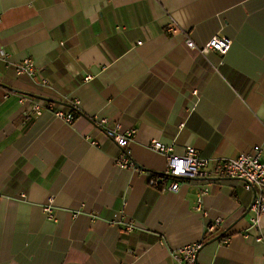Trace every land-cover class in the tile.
I'll return each instance as SVG.
<instances>
[{
	"label": "crops",
	"instance_id": "crops-1",
	"mask_svg": "<svg viewBox=\"0 0 264 264\" xmlns=\"http://www.w3.org/2000/svg\"><path fill=\"white\" fill-rule=\"evenodd\" d=\"M216 35L225 55L185 43ZM26 58L34 80L16 73ZM116 126L141 172L116 164ZM152 140L205 158L261 145L264 161V0H0V264H176L215 220L199 264H264L244 182L150 185L166 170Z\"/></svg>",
	"mask_w": 264,
	"mask_h": 264
},
{
	"label": "built area",
	"instance_id": "built-area-1",
	"mask_svg": "<svg viewBox=\"0 0 264 264\" xmlns=\"http://www.w3.org/2000/svg\"><path fill=\"white\" fill-rule=\"evenodd\" d=\"M168 32L175 34L176 27L168 28ZM185 43L188 48L197 50L200 54L206 55L210 51H216L221 55H225L232 41L226 36L216 35L211 37L204 45L198 47L190 39L186 38ZM15 70L17 75H26L30 79L36 78V69L31 59L26 58L23 62L16 64ZM90 76L85 77V81L90 80ZM42 85H46V81H41ZM35 116H39L45 110H52L56 117L62 119L66 123H72L74 116L72 113L63 111H54L51 103L42 105L40 101H32L27 109ZM32 116L29 117V120ZM104 123V121H101ZM108 136H111L122 149L121 155L116 160V164L120 168H129L136 171L140 169L130 159L128 143L132 140L135 131L132 129L122 130L121 127L107 130ZM152 151L162 154L166 160V170L163 174H151L149 184L165 188L168 192L176 193L179 191L181 184L184 182H197L200 180H216L220 178L236 179L244 182L246 191L253 193V202L250 209L254 213L251 219V226L259 230L261 221L264 220V161L262 160V146L256 145L250 153L241 154L236 158H205L191 146H188L183 154H176L172 150V146L166 145L159 140H152L148 145ZM207 190L203 189L199 192L197 209L201 210V197L206 194ZM49 217H52V208L47 206L45 209ZM220 220H215L206 226V231L202 238L192 244L185 245L174 252L172 258L176 264H199L197 257L207 241V236L212 234ZM135 227L132 223L126 224L128 231ZM256 242L261 241L258 236Z\"/></svg>",
	"mask_w": 264,
	"mask_h": 264
},
{
	"label": "water",
	"instance_id": "water-1",
	"mask_svg": "<svg viewBox=\"0 0 264 264\" xmlns=\"http://www.w3.org/2000/svg\"><path fill=\"white\" fill-rule=\"evenodd\" d=\"M37 98H38V99H41V100H45V101L55 102V101H53V100H50V99H47V98H43V97H39V96H37Z\"/></svg>",
	"mask_w": 264,
	"mask_h": 264
}]
</instances>
